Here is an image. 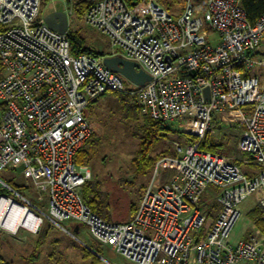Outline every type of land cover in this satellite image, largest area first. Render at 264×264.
<instances>
[{
    "label": "built area",
    "instance_id": "obj_1",
    "mask_svg": "<svg viewBox=\"0 0 264 264\" xmlns=\"http://www.w3.org/2000/svg\"><path fill=\"white\" fill-rule=\"evenodd\" d=\"M204 8L200 16L186 0L173 16L157 0L133 7L91 0L82 20L121 51L111 56L136 62L151 77L130 89L104 65L106 56L72 53L68 31L46 24L42 0H0V218L20 205L41 219L35 232L46 221L76 238L69 223L85 227L134 264H191L192 253L196 264H264V235L235 232L248 197L258 194L264 208V81L255 72L264 69V14L251 24L241 0H205ZM109 91L135 96L142 114L179 123L197 138L186 148L175 143L178 155L165 160L175 175L163 185L153 181L128 222H108L86 204L91 173L75 161L93 134L86 111ZM216 113L243 125L237 146L259 169L256 177L200 149ZM211 186L220 206L212 222L199 208Z\"/></svg>",
    "mask_w": 264,
    "mask_h": 264
},
{
    "label": "rangeland",
    "instance_id": "obj_2",
    "mask_svg": "<svg viewBox=\"0 0 264 264\" xmlns=\"http://www.w3.org/2000/svg\"><path fill=\"white\" fill-rule=\"evenodd\" d=\"M157 1L166 8L160 0ZM168 1L173 4L170 13L173 16H177L182 12L186 0H178V2L175 0ZM192 1L197 5V13L201 16L205 9V0ZM65 2L67 0H55L53 4L50 0H42L41 12L47 15L51 10H56L57 7L61 12L69 14L71 6L68 7ZM67 18L68 33L71 32L77 35L83 40L85 47L88 49L100 55L121 52L118 48L114 49L112 47L106 35L97 28L85 23L77 11H74L72 15H68ZM206 31L207 34H211L210 30L206 29ZM255 72L264 81V69L257 67ZM125 84L130 89L135 88V85L126 79ZM125 95L129 96L130 101L133 100L134 96H130L127 93ZM2 103L3 101L0 99V115L3 110ZM243 109L248 111L251 107H244ZM135 112V108L124 106L119 96L113 94L112 91L99 98L86 111V118L94 133L91 138L94 144L93 147H87L88 150L91 148L92 155L80 165L86 166L91 173V179L88 182H99L101 184V190L107 195L109 204L111 205L109 213L112 218L111 220H114V222H126L136 212L143 193L151 180L149 176H136L133 170V158L141 143L140 137L136 134L139 132L140 124L143 123L146 116L140 111L139 120H134L137 116V112ZM216 117L211 130L206 133L202 142L208 136L210 143L215 147H238V140L243 130L240 121L232 114L226 116L217 114ZM180 126L179 123H175V125L168 127L170 131L161 139V141H167L161 143V145L165 144L167 147L163 146L160 150L156 149V147L153 148L149 156L153 157L155 167L151 169V172L156 171L157 165L170 168L171 164L165 160L175 157L164 153L163 155L162 153L161 155H157V153L162 152L165 148H171L174 152L176 146L172 142L179 141L182 144L181 146H185L187 142L193 143L197 141V138L181 132ZM215 152L224 156H230L218 150ZM232 155L230 157L236 158V153ZM21 171L20 169L17 173H21ZM1 176L6 179L8 174L7 172H3ZM19 181L21 180L14 182V184H19ZM44 197H46V194H44ZM255 197L256 194L248 197L243 202L241 206L243 213L247 214L253 209ZM31 200L39 208L47 211L46 201L39 202L36 195H32ZM256 211L257 215L262 217L261 220L264 223V210L257 208ZM44 223L45 226H43ZM245 223H247V234L264 235V231L257 227L255 220L249 216H244L239 221L235 228L236 234L239 233ZM76 236L77 241L71 239L66 233L46 221L40 225L39 230L35 233L21 229L16 234H12L2 229L0 230V257L3 262L9 264H91V260L84 258V255H86V248L84 247L88 245L98 251L103 258L99 264H119V261H123L109 247L101 248L96 240L89 235L81 233L76 234ZM124 262L127 263L125 260ZM128 264L134 263L128 262ZM191 264H196L194 253H192Z\"/></svg>",
    "mask_w": 264,
    "mask_h": 264
},
{
    "label": "trees",
    "instance_id": "obj_3",
    "mask_svg": "<svg viewBox=\"0 0 264 264\" xmlns=\"http://www.w3.org/2000/svg\"><path fill=\"white\" fill-rule=\"evenodd\" d=\"M67 1H68V5L72 6L73 12L77 11L79 16L81 17H83L84 13L91 5V0H76V1L67 0ZM124 1L129 7H133L136 3H139L142 0H124ZM175 1L178 2V0ZM160 2L165 5V7L169 10V12L172 10L173 4L170 3V1L160 0ZM241 2H242V6L245 9L249 22L251 24H255V22L264 14V0H241ZM69 39L71 43L72 53L74 55H78L81 53H88V54H93L95 56H102L85 47L83 40L71 32H69ZM109 92L105 93L104 95L108 94ZM112 93L119 96L124 106L135 108L137 112V116L134 118V120H139V114L141 113L136 97L134 96L133 100L130 101V99L128 98L129 96L125 95L126 93L124 92L112 91ZM95 102H97V100L94 101L93 103ZM168 127L169 125L164 124L163 122L155 121L151 119L148 115L145 116L143 123L140 124L139 132L136 134L141 139V143L139 146L140 148L138 149L136 155L133 158V162H134L133 170L136 176H148L150 174L151 169L154 167V159L149 155L153 151V148L156 146L157 142L163 139L167 135L168 131H170ZM214 147L215 146L212 143H210L208 136L205 138V141H203L200 144V149L203 151L215 152L216 149H214ZM91 155H92L91 148L89 150L82 149L79 151L78 155L76 156L75 161L78 164H81ZM83 198L86 204L96 214H98L100 217H102L105 220L112 221L111 220L112 218L109 213L111 205L109 204L107 195L102 192L101 184L99 182H91V181L87 182L83 189ZM250 217L255 220L256 226L261 228L262 231H264L263 228L264 223L261 220L262 217L257 215V211L251 213ZM85 252L87 254H90L87 249H85ZM0 264H9V263L3 262V260L0 257Z\"/></svg>",
    "mask_w": 264,
    "mask_h": 264
},
{
    "label": "crops",
    "instance_id": "obj_4",
    "mask_svg": "<svg viewBox=\"0 0 264 264\" xmlns=\"http://www.w3.org/2000/svg\"><path fill=\"white\" fill-rule=\"evenodd\" d=\"M66 4H67V6L69 7V5H68V1L67 2H65ZM52 11H60L57 7H56V10H51V12ZM42 14V13H41ZM42 16H43V18L45 17V15L44 14H42ZM102 56H111L110 54H105V55H102ZM92 105V104H91ZM91 105L89 106V108L91 107ZM88 108V109H89ZM87 109V110H88ZM217 114H219V113H216L215 115H214V121H215V119L217 118L216 116H217ZM143 115H145V114H143ZM221 116H226V115H228V114H220ZM87 119V118H86ZM88 121V120H87ZM89 123V122H88ZM90 124V123H89ZM91 126V125H90ZM243 126V125H242ZM175 127V126H174ZM177 128V127H176ZM177 129H179V128H177ZM94 134V133H93ZM93 134H92V136L87 140V142L85 143V145L82 147V149H87V147H93V140H91V138L93 137ZM241 136V135H240ZM165 143V142H167V141H161V140H159L158 142H157V144H156V149H158V150H160V149H162V147L164 146V147H167V145H161V143ZM173 143V145L174 146H176L175 145V143H179L180 145H182L181 144V142H179V141H175V142H172ZM189 144H191V142H187V143H185V146H182V148H186V146H188ZM169 146V145H168ZM158 147V148H157ZM159 147H161V148H159ZM81 149V150H82ZM171 149V148H170ZM169 148H165L164 150H162V152H159V153H157V155H161V153H162V155H163V153L164 154H166V155H170V156H174V157H176L177 155H178V147H175V151L173 152L172 151V149L170 150ZM214 149H216L215 151H221L223 154H227V155H230V156H233L232 154H234V153H236V158H234V157H230V156H226V157H229V158H231L232 160H233V163L234 164H236L240 169H241V171L245 174V175H247V177H249V178H253V177H256L257 175H258V173H259V169L255 166V165H253V164H251L250 162H249V155L248 154H244V153H240V151H239V149H238V147H214ZM172 151V152H171ZM79 153V152H78ZM168 153V154H167ZM78 155V154H77ZM239 156V157H238ZM161 161V160H160ZM159 162V161H158ZM155 165V164H154ZM155 167V166H154ZM175 173H176V171L174 170V169H172V168H167V167H161V166H158L157 165V167H156V171L154 170V171H152V172H150V174L148 175L149 177H151V180H150V184L154 181L155 183H156V185H163V184H165V183H167L169 180H170V178L172 177V176H174L175 175ZM149 184V185H150ZM146 188V187H145ZM218 194H219V190L217 189V188H215V187H209L206 191H205V193H204V195H203V198H202V201H201V204H200V206H199V208H200V210L203 212V213H205L206 215H207V217L209 218V221L210 222H212V221H214V219L217 217V215H218V213H219V211H220V206H219V204H218V202H217V197H218ZM82 195H83V193H82ZM143 197V196H142ZM142 199V198H141ZM141 202V201H140ZM140 204V203H139ZM243 204V203H242ZM255 206L253 207V209L249 212V213H247V214H245V213H243V210H242V208H241V210H242V214H243V217L244 216H246V217H250V215H251V213H254V212H256V209L257 208H260V209H263L264 210V208L260 205V203H259V195L258 194H256V197H255V204H254ZM139 207V206H138ZM138 209V208H137ZM137 211V210H136ZM136 214V212L126 221V222H128V221H130L133 217H134V215ZM105 220V219H104ZM106 221H108V220H106ZM108 222H114V220H112V221H108ZM49 223V222H48ZM50 224V223H49ZM43 226H45V223H44V225ZM76 227H78V232L77 233H75L74 232V229L76 228ZM68 228H69V230L70 231H72L74 234H75V237L76 238H73V237H71L69 234H67L66 232H64V233H66L71 239H73V240H75V241H77V236H76V234H86V235H89L91 238H93L92 236H91V234L89 233V231L87 230V228H85V227H79V226H77V225H72V224H70L69 223V225H68ZM237 236L239 235V236H242V235H244V237L246 238V237H248V236H250L249 234H247V223H245L244 225H243V228L242 229H240V231H239V233L238 234H236ZM94 239V238H93ZM95 240V239H94ZM97 242V241H96ZM99 244V243H98ZM99 246L101 247V248H105V247H103V246H101L100 244H99ZM84 248H86L87 250H89V253L90 254H87L86 253V255H84V258L86 259V260H91V264H94V263H96V264H99L100 263V261L103 259L102 257H101V255H100V253L98 252V251H96V250H94V249H92V247H90V246H88L87 245V247H84ZM113 251V250H112ZM114 252V251H113ZM115 253V252H114ZM116 254V253H115ZM119 257H121L122 259H123V261L121 260V261H119V264H128V262H130V261H128L127 259H125V258H123L122 256H120L119 255ZM124 260L125 261H127V263H125L124 262ZM107 263H109V262H107ZM109 264H115V263H109Z\"/></svg>",
    "mask_w": 264,
    "mask_h": 264
},
{
    "label": "water",
    "instance_id": "obj_5",
    "mask_svg": "<svg viewBox=\"0 0 264 264\" xmlns=\"http://www.w3.org/2000/svg\"><path fill=\"white\" fill-rule=\"evenodd\" d=\"M44 20L51 29L59 33L63 34L68 31V18L64 12L52 11L45 15ZM103 63L107 68L121 74L134 85L143 86L151 80V77L140 68L139 64L124 57L106 56ZM206 93L208 94V89H206ZM74 232H78V227L74 229Z\"/></svg>",
    "mask_w": 264,
    "mask_h": 264
},
{
    "label": "bare ground",
    "instance_id": "obj_6",
    "mask_svg": "<svg viewBox=\"0 0 264 264\" xmlns=\"http://www.w3.org/2000/svg\"><path fill=\"white\" fill-rule=\"evenodd\" d=\"M0 219L4 228L12 234H15L21 228L34 233L41 220L33 212L20 205L12 206L11 215Z\"/></svg>",
    "mask_w": 264,
    "mask_h": 264
}]
</instances>
